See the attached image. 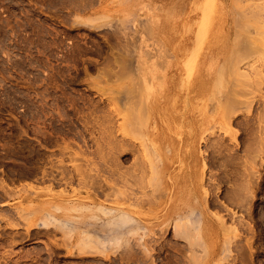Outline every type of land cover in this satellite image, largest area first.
Segmentation results:
<instances>
[{"label": "rangeland", "instance_id": "rangeland-1", "mask_svg": "<svg viewBox=\"0 0 264 264\" xmlns=\"http://www.w3.org/2000/svg\"><path fill=\"white\" fill-rule=\"evenodd\" d=\"M253 2L0 0V264H264Z\"/></svg>", "mask_w": 264, "mask_h": 264}, {"label": "bare ground", "instance_id": "bare-ground-1", "mask_svg": "<svg viewBox=\"0 0 264 264\" xmlns=\"http://www.w3.org/2000/svg\"><path fill=\"white\" fill-rule=\"evenodd\" d=\"M251 1H253V0H251ZM258 1L261 2V6H260V3H259V5H257V2H258ZM244 2H245V1H244ZM254 2H255L256 4H254ZM254 2H253L254 5H250L251 3H250L249 5H250V6H254L255 8H256V7H257V8L259 7V10H262V11H261V14H262V13L264 12V5H262V3H264V0H257V1L254 0ZM254 7H253V10H254ZM189 8H191V6H190ZM247 8H248V6H247ZM250 8H251V7H250ZM250 8H248L249 11L252 10V8H251V9H250ZM257 8H256V10H257ZM248 9L246 10L245 15L247 14V12H249ZM255 12H256V11H254V13H255ZM249 13H250V12H249ZM251 13H252V12H251ZM257 13L260 14V12H259L258 10H257L256 14H257ZM243 15H244V14H243ZM249 15L251 16V14H249ZM263 15H264V14H263ZM252 16H254L253 13H252ZM252 16H251V17H252ZM258 16H259V15H258ZM246 17H249V16L246 15ZM246 17H245V18H246ZM261 17H262V16H260V20H261V22H262L263 19H261ZM254 18H255V19H258L259 17H257V15H256V17H254ZM255 19H254V21L257 23L258 21L255 20ZM250 20H251V19H250ZM248 21H249V20H248ZM251 21H252V20H251ZM259 23H260V22H259ZM259 23H257V24H259ZM263 23H264V21H263ZM243 25H244V24H243ZM247 26H248V25H247ZM262 26H264V24H262ZM243 27H244V26H243ZM258 27H260V26H258ZM258 27H257V28H258ZM246 28L248 29L249 27H246ZM255 28H256V27H255ZM255 28H254V29H255ZM258 29H260V28H258ZM263 29H264V27H263ZM256 30H257V29H256ZM248 31H249V30H248ZM256 32L258 33L259 31H256ZM256 32H255V33H256ZM249 33H250V32H249ZM259 33H260V34H261V33H264V31H261V32H259ZM252 40H253V39H252ZM241 45H242V44H241ZM246 45H247V44H246ZM242 46H243V45H242ZM243 47H246V46H243ZM243 47H242V48H243ZM240 49H241V48H240ZM244 49H245V48H244ZM246 49H248V48H246ZM238 72H240V71H238ZM241 74H242V73H241ZM63 138H64V137H63ZM68 142H69V141H68ZM72 145H73V142H72ZM81 147H82V146H81ZM41 148H42V147H41ZM85 149H86V148H85ZM45 150H46V149H45ZM119 150H120V149H119ZM66 153H67V152H66ZM82 155H83V154H82ZM113 156H114V155H113ZM50 157H51V156H50ZM90 162H91V161H90ZM106 163H107V162H106ZM98 165H99V164H98ZM118 165H119V164H118ZM82 166H83V165H82ZM120 166H121V165H120ZM31 168H32V167H31ZM34 168H35V167H34ZM38 168H39V167H38ZM81 168H82V167H81ZM90 168H91V167H90ZM96 168H97V167H96ZM121 168H122V167H121ZM77 169H78V168H76V171H77ZM79 169H80V168H79ZM150 169H151V167H150ZM30 170H31V169H30ZM82 170H84V168H82ZM86 170H87V169H86ZM28 171H29V170H28ZM31 171H32V170H31ZM46 171H47V170H46ZM49 171H50V170H49ZM112 171H114V170H112ZM41 172H42V171H41ZM41 172H40V173H41ZM50 172H51V171H50ZM79 172H80V175H79V174H76V175H79L78 179H79V178H80V179L82 178L81 180L79 179L80 181H82V183L84 182L83 180L87 181L86 178H85V177H87V176H86V173L84 174V173H82V171H80V170H79L77 173H79ZM116 172H118V171L116 170ZM116 172H115V171H114V172H111V175H110V176L113 177L114 175H116V178H112V177H111V180H113V181H112V182L110 181V182L115 186V185H117V184H116V183H117L116 181H118V182H121V181H122L123 185H121V186H123L124 189L121 188V190H122V191H121L120 189L114 188L113 186H110V185H109V188H110L111 191H112L111 193H115V195H117V196H119V195H123L122 198H124V197H125V199H126V198H129V199H132V201H135L136 199H138V201H137L138 203H137L136 201H135V202H136V204H140L139 201H141L140 198H141V196H142L143 194H141V196H139V194H138V196H137V194H135V192H134L133 189H132V183H131V184L128 183V182L131 181V180H129V179L127 178V176H126V174H128V173L125 174L124 172H123V173H119V172L116 173ZM133 172H135V171H133ZM141 172H142V171H141ZM31 173H33V172H31ZM34 173H35V171H34ZM34 173H33V174H34ZM46 173H47V172H46ZM46 173H45V171L43 170L42 174L40 175L41 178H37V177H36V178H37V179H41V180H43V181H44V179H45V181H46V179H47V180L49 179V180H51V182L54 181V183H55V180H57L58 178H59L58 181H62V182H64V181H68L67 179L70 180V178H69L70 174H69V176H68V175H66L65 172H64V173H65V175L67 176L66 178H62L63 176H60V177H59V176H57V175H55V176H57L58 178H57V177L55 178V177L52 176V175H54L52 172H51V176H49V173H47V174H46ZM95 173H96V172H95ZM108 173H109V172H108ZM152 173H153V170H152ZM62 174H63V173H62ZM82 174L85 175V176L82 177V176H81ZM60 175H61V173H60ZM63 175H64V174H63ZM65 175H64V177H65ZM72 175H73V174H72ZM72 175H71L70 177H72ZM76 175L74 176L75 178H77ZM132 175H133V177L136 176L135 173L132 174ZM132 175H131V176L129 175V176L132 177ZM88 177H90V176H88ZM75 178H74V180H75ZM90 178H91V177H90ZM90 178H88V179H90ZM7 179H8V177H7ZM72 179H73V177H72ZM63 180H64V181H63ZM79 180H78V181H79ZM0 181H1V184H2V188H4V192H5V193H8L10 189H9V187H7V183L5 184V181H6V180L3 179V180H0ZM43 181H42V183H43ZM76 181H77V180H76ZM80 181H79V182H80ZM90 181L93 182L92 180H90ZM94 181H95V180H94ZM96 181H97V180H96ZM105 181H106V180H105ZM35 182H37V180H36ZM46 182H47V181H46ZM62 182H60V183L63 184ZM73 182H74V181H73ZM73 182H72V183H73ZM54 183H53V184H54ZM57 183L59 184V182H57ZM68 183H70V181H69ZM86 183H87V182H86ZM107 183H108V182H107ZM8 184H9V183H8ZM49 184H51V183H49ZM49 184H48L47 187L52 186V184H51V185H49ZM61 184H59V185H61ZM54 185H56V183H55ZM54 185H53V186H54ZM66 185H68V184H66ZM69 185H70V184H69ZM74 185H75V184H74ZM77 185H78V184H77ZM93 185H94V184H93ZM28 186H29V185H28ZM57 186H58V185H57ZM88 186H89V185H88ZM31 187H32V185H31ZM85 187H87V186H85ZM93 187H96V186H93ZM97 187H98V186H97ZM102 187H103V186H102ZM119 187H120V186H119ZM26 188H27V187H26ZM38 188H39V187H38ZM45 188H46V187H45ZM49 188H50V187H49ZM29 189H30V188H29ZM34 189H35V188H34ZM99 189H100V188H99ZM22 190H23V189H22ZM22 190H21V191H22ZM27 190H28V189H27ZM35 190H36V189H35ZM14 191H15V190H14ZM50 191H51V189H50ZM64 191H65V190H64ZM64 191H63V193H64ZM72 191H73V190H72ZM76 191H77V190H76ZM80 191H81V190H80ZM102 191H103V190H102ZM19 192H20V191H19ZM59 192H60V191H59ZM59 192H58V193H59ZM13 193H14V192H13ZM20 193H21V192H20ZM33 193L35 194V193H37V192H36V191H35V192L31 191L32 199L35 200V198L33 197ZM65 193H66V192H65ZM65 193H64V195H65ZM75 193H76V192H75ZM109 193H110V191L108 192V194H109ZM24 194H26V193H24ZM24 194H23V195H24ZM37 194H38V193H37ZM37 194H36V196H37ZM21 195H22V194H21ZM56 195H57V194H56ZM56 195H54V196H56ZM60 195H62V196H60ZM60 195L58 194V197H56V199H55V200L58 201V202H56L57 205L52 203L53 205H55V208H54V209H57V210H55V211H58V210H60V211H61V210H66V211H68V212L74 211L75 213H77L76 211H77L78 209L81 210L77 204H76V205L71 204L72 202H71L70 200H68V199H69L68 197H67V199H66V198H64V195H63V194L60 193ZM96 195H100V194H97V193H96ZM102 195H103V194H102ZM124 195H125V196H124ZM65 196H66V195H65ZM67 196H68V195H67ZM87 196H88V195H87ZM91 196H93V195H90V197H91ZM108 196H109V195H108ZM110 196H112V195H110ZM117 196H116V197H117ZM136 196H137V197H136ZM90 197H88V198H90ZM99 197H100V196H99ZM139 197H140V198H139ZM142 197H143V196H142ZM27 198H29V200H32V199H31V196H28ZM37 198H38V197H37ZM86 199H87V198H86ZM86 199H85V200H86ZM92 199L94 200V199H95V196H94L93 198L91 197V199H90L91 201H90L89 203H91V202L94 203V201H93ZM133 199H135V200H133ZM141 199H142V198H141ZM53 200H54V199H53ZM96 200H97V199H96ZM123 200H124V199H123ZM100 201H101V200H100ZM125 201H127V199H126ZM129 201H130V200H128V202H129ZM142 201H143V200H142ZM142 201H141V202H142ZM52 202H54V201H52ZM64 202H66V203H64ZM70 202H71V203H70ZM97 202H98V201H97ZM135 202H132V204H131L133 207H134L133 203H135ZM146 202H148V200H147ZM149 202H150V201H149ZM69 203H70V204H69ZM143 203H144V202H142V204H143ZM74 204H75V203H74ZM78 204H79V203H78ZM100 204H101V203H100ZM142 204H141V205H142ZM93 205H94V204H93ZM93 205H90V206H93ZM95 205H96V204H95ZM122 205H123V204H122ZM128 205H129V203H128ZM86 206H88V205H86ZM90 206L88 207L87 210L90 209ZM129 206H130V205H129ZM138 206H139V205H138ZM80 207H81V206H80ZM81 208H82L83 210H84V209L86 210L87 207L84 206V207H81ZM93 208H94V207H93ZM99 208H100V207H99ZM117 208H118V207H117ZM91 209H92V208H91ZM97 209H98V207H97L95 210H97ZM109 209H111V208H109ZM112 209H113V208H112ZM112 209H111V210H112ZM121 209H123V208H121ZM79 210H78V212H79ZM93 210H94V209H93ZM99 210H100V209H99ZM99 210H97V211H99ZM106 210H107V209H106ZM113 210H114L115 214H116V212H118V210H115V209H113ZM113 210H112V212H113ZM119 210H120V209H119ZM81 211H82V210H81ZM100 211H101L100 213H103L105 210H104V211L100 210ZM120 211H122V210H120ZM83 212H84V211H83ZM107 212H108V211H107ZM107 212H106V213H107ZM112 212L110 211L109 214H111ZM63 213H64V212H63ZM84 213H85V212H84ZM104 213H105V212H104ZM58 214H59V213H58ZM61 214H62V212H61ZM65 214H66V212L64 213V216H65ZM81 214H83V213H81ZM91 214H92V213H91ZM113 214H114V213H113ZM113 214H112V215H113ZM71 215H72L71 213H70V214L67 213V216H69V219L74 217V215H73L72 217H71ZM102 215H103V214H102ZM116 215H117V214H116ZM116 215H115V218L118 217L117 219H119V221H120L119 214L117 215V217H116ZM123 215H125V214H122V215H120V216H123ZM59 216H60V215H59ZM67 216H66V218L68 219ZM77 216H79V215H77ZM105 216H106V214H105ZM105 216H104V217H105ZM110 216H111V215H110ZM25 217H26V219H27V216H25ZM81 217H82V216H81ZM111 217H112V216H111ZM123 217H124V216H123ZM166 217H167V218L171 217V214H167ZM58 218H59V217H58ZM74 218H75V217H74ZM79 218H80V217H79ZM90 218H91V217H90ZM115 218H114V216H113V217H112V221H113V219H115ZM54 219H55V217L53 218V220H54ZM82 219H83V218H82ZM106 219H107V218H106ZM110 219H111V218H110ZM110 219H108L109 222H111ZM124 219H125V218H122V221H123V222L120 221L119 223H121V222H122V223H121L120 225H119V223H118V226H121L122 224H125V223H124ZM57 221L59 222V219H57ZM115 221H116V219H115ZM41 223L43 224L44 222H41ZM60 223H61V222H60ZM104 223L106 224V222H104ZM127 223H128V222H127ZM37 224H38V223H37ZM42 224H41V225H42ZM99 224H100V223H99ZM107 224H108V223H107ZM109 224L111 225V223H109ZM113 224H114V227L117 225V223H114V221H113ZM34 225H35V224H34ZM84 225H85V224H84ZM89 225H90V224H89ZM125 225H126V224H125ZM36 226H37V225H36ZM38 226H39V225H38ZM85 226H86V225H85ZM99 226H100V225H99ZM103 226H105V225H103ZM108 226H109V225H108ZM127 226H128V225H126V226L123 225L124 228L127 227ZM42 227H43V225H42ZM101 227H102V226H101ZM109 227H110V228H113V226H109ZM116 227H117V226H116ZM121 227H122V226H121ZM34 228H35V227H34ZM83 228H84V227H83ZM94 229H95V228H94ZM114 229L117 230V228H114ZM114 229H113V231L115 232ZM122 229H123V228H122ZM174 229L178 231V229H179V224H178V223H175V225H174ZM104 230H105V229H104ZM124 230L127 231V229H124ZM107 231H108V230H107ZM118 231H119V229H118ZM111 232H112V231H111ZM83 233H84V232H83ZM107 233H108V235H109L110 231L107 232ZM84 234H85V233H84ZM87 234H88V232H87ZM124 234H126L125 231H124ZM111 235H112V234H111ZM114 235H116V234H114ZM88 236H89V234H88L87 237H86V238H88L87 241L89 240V238H91L90 236H89V237H88ZM117 236L119 237V235H117ZM127 236H128V235H127ZM110 237H111V236H110ZM112 237H113V236H112ZM86 238H85V239H86ZM107 238H108V237H107ZM114 238H115V237H114ZM114 238H112V239H114ZM116 238H117V237H116ZM116 238H115V239H116ZM91 239H93V237H92ZM91 239H90V240H91ZM97 239H98V238H97ZM97 239H95V241H98ZM110 239H111V238H110ZM119 239H120V238H119ZM119 239H118V240H119ZM93 240H94V239H93ZM116 240H117V239H116ZM81 241L83 242V240H81ZM92 242H93V241H92ZM103 242H104V241H103ZM103 242H102V244L104 245ZM85 243H87V242H85ZM95 243H97V242H95ZM98 243H99V242H98ZM98 243H97V244H98ZM114 243H115V242H114ZM82 244H83V243H82ZM84 245H85V244H84ZM99 246H100V244H99ZM150 251H151V250H150Z\"/></svg>", "mask_w": 264, "mask_h": 264}]
</instances>
